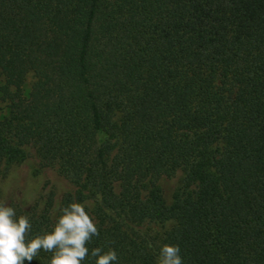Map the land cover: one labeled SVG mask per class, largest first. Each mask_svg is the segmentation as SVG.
I'll use <instances>...</instances> for the list:
<instances>
[{
  "label": "trees",
  "instance_id": "1",
  "mask_svg": "<svg viewBox=\"0 0 264 264\" xmlns=\"http://www.w3.org/2000/svg\"><path fill=\"white\" fill-rule=\"evenodd\" d=\"M0 104V163L74 187L9 205L30 235L79 202L120 264H264V0H0Z\"/></svg>",
  "mask_w": 264,
  "mask_h": 264
},
{
  "label": "clouds",
  "instance_id": "2",
  "mask_svg": "<svg viewBox=\"0 0 264 264\" xmlns=\"http://www.w3.org/2000/svg\"><path fill=\"white\" fill-rule=\"evenodd\" d=\"M86 208L79 202L59 208L54 225L32 236L29 217L17 216L13 207L0 202V264H31L41 250L52 254L47 264H84L86 258L91 264H120L115 249H89L99 231ZM155 264H184L180 247L161 245Z\"/></svg>",
  "mask_w": 264,
  "mask_h": 264
},
{
  "label": "rangeland",
  "instance_id": "3",
  "mask_svg": "<svg viewBox=\"0 0 264 264\" xmlns=\"http://www.w3.org/2000/svg\"><path fill=\"white\" fill-rule=\"evenodd\" d=\"M34 80L32 73L27 74L24 92H28ZM3 111L0 104V112ZM180 178V172L170 177H161L159 184L163 195L170 200ZM74 187L60 174L54 165H41L33 148L27 147L23 159L18 162L0 163V202L29 208L41 202L44 195L52 191L57 201L61 195Z\"/></svg>",
  "mask_w": 264,
  "mask_h": 264
}]
</instances>
